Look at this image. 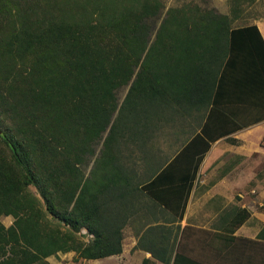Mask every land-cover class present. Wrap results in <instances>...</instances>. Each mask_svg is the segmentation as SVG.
<instances>
[{
  "label": "trees",
  "instance_id": "trees-1",
  "mask_svg": "<svg viewBox=\"0 0 264 264\" xmlns=\"http://www.w3.org/2000/svg\"><path fill=\"white\" fill-rule=\"evenodd\" d=\"M245 1L230 0L228 14L169 7L153 38L162 0H0V264L121 254L125 229L139 220L136 249L165 264H206L179 251L188 227L153 219L160 207L183 218L217 133L202 128L169 162L156 145L198 104L211 118L221 110L232 130L264 119L263 36L256 24L236 26ZM224 213L220 245L209 238L217 259L264 264V228L238 236L250 211Z\"/></svg>",
  "mask_w": 264,
  "mask_h": 264
},
{
  "label": "crops",
  "instance_id": "crops-1",
  "mask_svg": "<svg viewBox=\"0 0 264 264\" xmlns=\"http://www.w3.org/2000/svg\"><path fill=\"white\" fill-rule=\"evenodd\" d=\"M253 24L258 26L264 40V17L256 19ZM211 110V108L207 110L202 104H198L190 116L184 114L177 116L176 134L177 137H182L180 138L181 145L202 133V128L205 127L208 133H217V136L211 142V147L200 164L183 218L180 219L178 214L160 207L156 214L157 218L153 220L164 223L165 227L173 224L174 226L181 224L182 230L188 227L186 238L179 249L180 252L206 264H232L229 257L228 261H219L215 253L216 245H220L215 239V234L224 232L223 228L227 224V221H224L228 216L224 213L225 209L229 205H238L247 208L251 213L250 218L235 233L238 236L255 239L264 228V171L258 174L253 185L247 183L249 159L256 156L263 158L264 155V145L261 144L264 138V119L245 128L232 130L230 127L232 121L226 119V114L216 109L214 117L211 118L208 117ZM260 110L264 111V106L258 107V112ZM248 116L249 113L246 112L241 116L243 123L247 121ZM205 137L209 138L206 135ZM181 145L173 154L164 155L168 156V162L179 152ZM171 149L172 147L169 146V150ZM145 171L146 169L143 173ZM167 174L170 173H166L165 176H168ZM251 192L256 194V208H252L247 203V198H250L248 194ZM151 216V213L146 214L143 221H148ZM140 223L139 220L125 229L124 248L121 254L102 259L82 260L79 264H143L145 259L151 258V254L135 248L138 241L136 225L139 226ZM127 238L130 239L129 244L126 243ZM209 238L216 240L215 246L211 244ZM61 254L67 253L60 252L52 255L48 257V261L51 264H58L54 259L58 260ZM151 259L152 264H165L154 258Z\"/></svg>",
  "mask_w": 264,
  "mask_h": 264
},
{
  "label": "rangeland",
  "instance_id": "rangeland-1",
  "mask_svg": "<svg viewBox=\"0 0 264 264\" xmlns=\"http://www.w3.org/2000/svg\"><path fill=\"white\" fill-rule=\"evenodd\" d=\"M166 8L163 12V14L159 18H154L151 20L152 26H153V38L155 36V33L160 25L161 19L164 16L165 11L169 7H178L181 5H186L189 3H195L199 4L202 7L206 8H214L220 13H229L230 12V0H162ZM243 10H244V17L240 18L236 25H244L248 23H253L256 19H259L260 17H264V0H246L243 4ZM128 91V87H124L120 91H118V96L120 98V101H122ZM160 136L158 137V144L156 145V148H158V154L161 153L162 156L166 155L167 153L173 154L174 152L177 151L179 146L181 145L180 142V136L177 137V134H175L174 128H164L161 130ZM107 133H105L106 135ZM177 137V138H176ZM180 142V143H178ZM261 144H263L261 142ZM103 146V139L98 143L96 146V155L94 157H91L88 163V166L85 167V170L87 173H89L91 167L94 164V160L96 156L100 153L101 148ZM136 146V145H135ZM169 146L172 147L171 150H169ZM130 147H134V145H130ZM162 149V151L159 152V150ZM136 150V147L134 148V151ZM126 152V150H125ZM140 151L132 153L133 159L135 160V170L137 174H142L143 171L146 169V163L141 161L139 158ZM154 156V154L152 155ZM263 158H258L257 156L254 158L249 159L248 164H249V169L247 173V183L249 185H253L257 177L259 176L258 174L264 171V155L262 156ZM153 159V158H152ZM245 192V191H244ZM246 193V192H245ZM250 198H247V203L249 206L252 208H256L257 205L255 204V197L256 194L251 192L248 194ZM2 222L6 226H10L13 223L14 218L12 216H2L1 217ZM128 237V235H127ZM86 239H88L86 237ZM129 238L126 239V243L128 242L129 244ZM62 256L57 259H54L56 263L58 264H79L80 261L82 260H75L76 254L75 252H69L67 254H61Z\"/></svg>",
  "mask_w": 264,
  "mask_h": 264
}]
</instances>
